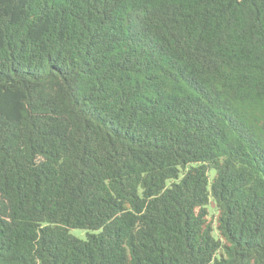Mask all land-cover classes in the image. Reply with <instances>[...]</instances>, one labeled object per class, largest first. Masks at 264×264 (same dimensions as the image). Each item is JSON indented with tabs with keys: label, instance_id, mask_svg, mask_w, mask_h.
I'll return each mask as SVG.
<instances>
[{
	"label": "trees",
	"instance_id": "obj_1",
	"mask_svg": "<svg viewBox=\"0 0 264 264\" xmlns=\"http://www.w3.org/2000/svg\"><path fill=\"white\" fill-rule=\"evenodd\" d=\"M0 264H264V0H0Z\"/></svg>",
	"mask_w": 264,
	"mask_h": 264
},
{
	"label": "rangeland",
	"instance_id": "obj_2",
	"mask_svg": "<svg viewBox=\"0 0 264 264\" xmlns=\"http://www.w3.org/2000/svg\"><path fill=\"white\" fill-rule=\"evenodd\" d=\"M71 232L74 235H76L77 237L85 238L87 230H84V229H72Z\"/></svg>",
	"mask_w": 264,
	"mask_h": 264
}]
</instances>
